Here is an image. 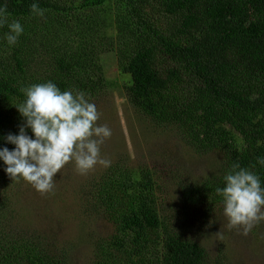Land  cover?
Segmentation results:
<instances>
[{
    "label": "trees",
    "instance_id": "trees-1",
    "mask_svg": "<svg viewBox=\"0 0 264 264\" xmlns=\"http://www.w3.org/2000/svg\"><path fill=\"white\" fill-rule=\"evenodd\" d=\"M32 2L0 0L9 22L24 27L11 48L7 27L0 28V147L11 150L3 137L24 123L14 106L22 87L52 81L96 99L106 88L101 55L112 51L130 105L222 162L181 186V213L162 203L151 170L117 161L87 180L82 208L114 227L96 244L95 264H225L181 228L193 208L204 215L223 209L216 188L234 162L255 165L264 183V166L256 164L264 156V0H37L43 18L30 12ZM4 167L0 161V264H67L16 228L6 191L17 180Z\"/></svg>",
    "mask_w": 264,
    "mask_h": 264
},
{
    "label": "rangeland",
    "instance_id": "rangeland-1",
    "mask_svg": "<svg viewBox=\"0 0 264 264\" xmlns=\"http://www.w3.org/2000/svg\"><path fill=\"white\" fill-rule=\"evenodd\" d=\"M74 1V0H73ZM106 88L91 99L100 113L98 124L112 131L101 145L102 158L112 163L121 161L136 169H148L160 180L162 203L169 211L181 213L186 205L181 186L200 182L221 164L219 153L199 154L188 146L174 127L149 119L128 102L124 77L115 53L101 55ZM105 169L95 166L81 175L74 162H69L55 177V187L41 194L30 184L17 180L6 191L14 209L16 228L25 236L44 242L51 253L64 254L67 264H95L96 244L113 234L114 227L103 216L84 210L79 191L84 183ZM182 198V202L180 201ZM181 231L203 246L212 260L225 264H264V222L242 235L241 229L227 227L222 210L203 214L202 207L193 208ZM206 213V212H205ZM167 221L173 220L166 214Z\"/></svg>",
    "mask_w": 264,
    "mask_h": 264
},
{
    "label": "clouds",
    "instance_id": "clouds-1",
    "mask_svg": "<svg viewBox=\"0 0 264 264\" xmlns=\"http://www.w3.org/2000/svg\"><path fill=\"white\" fill-rule=\"evenodd\" d=\"M45 11L33 0L32 14L43 18ZM4 27L8 29L4 41L9 48L16 46L24 27L19 20L9 22L6 6L0 7V28ZM20 91L24 99L14 106L24 123L17 134L3 137L6 144L14 147H0V161L9 177L46 194L54 190L56 175L69 162H74L81 175L98 164L111 166V161L101 156V145L112 131L106 124L97 123L100 113L85 91H62L52 81L27 85ZM256 164L264 166V156H258ZM252 168L234 162L222 178L223 187L216 188L227 227L241 229L242 235L264 222V183Z\"/></svg>",
    "mask_w": 264,
    "mask_h": 264
}]
</instances>
